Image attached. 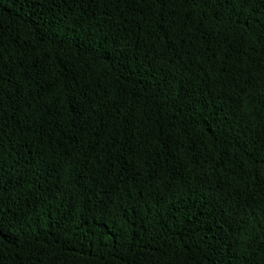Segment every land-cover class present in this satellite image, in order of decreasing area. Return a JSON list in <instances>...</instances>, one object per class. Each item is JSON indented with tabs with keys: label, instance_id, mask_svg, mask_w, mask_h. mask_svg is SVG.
I'll return each instance as SVG.
<instances>
[{
	"label": "trees",
	"instance_id": "16d2710c",
	"mask_svg": "<svg viewBox=\"0 0 264 264\" xmlns=\"http://www.w3.org/2000/svg\"><path fill=\"white\" fill-rule=\"evenodd\" d=\"M0 264H264V0H0Z\"/></svg>",
	"mask_w": 264,
	"mask_h": 264
}]
</instances>
